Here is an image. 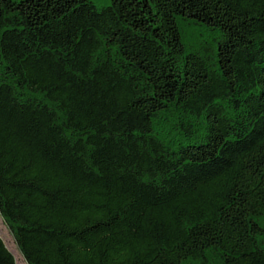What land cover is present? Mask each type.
Returning <instances> with one entry per match:
<instances>
[{
  "label": "trees",
  "instance_id": "1",
  "mask_svg": "<svg viewBox=\"0 0 264 264\" xmlns=\"http://www.w3.org/2000/svg\"><path fill=\"white\" fill-rule=\"evenodd\" d=\"M0 216L28 264H264V0H0Z\"/></svg>",
  "mask_w": 264,
  "mask_h": 264
},
{
  "label": "rangeland",
  "instance_id": "2",
  "mask_svg": "<svg viewBox=\"0 0 264 264\" xmlns=\"http://www.w3.org/2000/svg\"><path fill=\"white\" fill-rule=\"evenodd\" d=\"M0 236L4 240L7 248L12 252V254L15 257L16 264H28L24 255L22 254L20 248L17 245V242L8 228V226L5 224L3 218L0 216Z\"/></svg>",
  "mask_w": 264,
  "mask_h": 264
}]
</instances>
